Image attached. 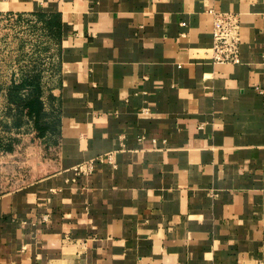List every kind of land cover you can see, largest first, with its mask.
I'll return each mask as SVG.
<instances>
[{
	"label": "crops",
	"instance_id": "0c3cea01",
	"mask_svg": "<svg viewBox=\"0 0 264 264\" xmlns=\"http://www.w3.org/2000/svg\"><path fill=\"white\" fill-rule=\"evenodd\" d=\"M212 11L238 15V63L212 60ZM7 13L56 33L59 118L53 163L0 192V264H264V0H0Z\"/></svg>",
	"mask_w": 264,
	"mask_h": 264
},
{
	"label": "rangeland",
	"instance_id": "374dc122",
	"mask_svg": "<svg viewBox=\"0 0 264 264\" xmlns=\"http://www.w3.org/2000/svg\"><path fill=\"white\" fill-rule=\"evenodd\" d=\"M48 22L40 15H0V192L32 178L33 158L52 164L57 155L55 148L44 159L54 144L59 118L50 88L58 43ZM35 95L39 112L30 115L22 104Z\"/></svg>",
	"mask_w": 264,
	"mask_h": 264
},
{
	"label": "built area",
	"instance_id": "2783aa9c",
	"mask_svg": "<svg viewBox=\"0 0 264 264\" xmlns=\"http://www.w3.org/2000/svg\"><path fill=\"white\" fill-rule=\"evenodd\" d=\"M41 2V0H39ZM8 14V13H7ZM14 14V13H9ZM212 42L210 56L214 62L238 63L239 58V19L235 12L212 11ZM184 25V22H180ZM99 161L112 163V154L107 152L98 156ZM93 170V160H88L73 168V175L69 179L75 183L80 176H87Z\"/></svg>",
	"mask_w": 264,
	"mask_h": 264
},
{
	"label": "trees",
	"instance_id": "16d2710c",
	"mask_svg": "<svg viewBox=\"0 0 264 264\" xmlns=\"http://www.w3.org/2000/svg\"><path fill=\"white\" fill-rule=\"evenodd\" d=\"M22 109L25 113L36 115L39 112V98L37 95L32 96L22 104ZM36 132H39L40 127L36 124Z\"/></svg>",
	"mask_w": 264,
	"mask_h": 264
}]
</instances>
